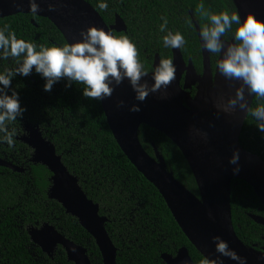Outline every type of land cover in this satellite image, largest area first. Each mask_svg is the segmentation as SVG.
Here are the masks:
<instances>
[{"label": "trees", "instance_id": "trees-1", "mask_svg": "<svg viewBox=\"0 0 264 264\" xmlns=\"http://www.w3.org/2000/svg\"><path fill=\"white\" fill-rule=\"evenodd\" d=\"M109 26L119 16L126 31L115 36H128L138 49V59L148 73L152 72L156 55L160 60H173L172 48L163 46L166 32L159 31L162 17L168 30L180 32L187 41L181 49L186 62L192 60L196 71L203 72V54L198 34L209 23L198 5L219 13L238 9L233 0H107L109 7L101 10L99 0H86ZM239 13V12H238ZM35 22V24L33 23ZM10 26L18 39L45 47L68 44L64 35L47 18L17 14L0 19V27ZM198 25V28H197ZM237 26L233 25V31ZM224 39L234 41L232 33ZM220 54L210 53L215 71ZM15 67L14 61H0V71ZM65 79L51 92L43 90L44 79L35 71L27 77L17 75L11 87L17 91L23 119L9 125L15 128L14 146L0 144V159L25 169L14 172L0 167V264H74L59 246L53 257L35 245L29 235L31 228L45 224L88 250L92 264H103L95 239L79 221L66 213L57 201L49 198L52 174L42 164H33V150L20 140L25 125L40 129L56 147L63 164L74 174L88 198L100 206V215L108 219L106 230L117 248V264H166L163 254L176 256L187 248L194 264L206 260L183 233L159 191L135 168L119 147L108 124L101 101L85 98L83 85L65 87ZM10 94V93H9ZM264 103L254 98L252 109ZM139 139L145 151L155 156L158 149L168 171L190 192L200 197L192 170L180 149L165 134L142 125ZM241 146L264 161V138L250 112L240 135ZM233 225L238 238L248 247L264 254V226L251 215L264 217V206L254 189L245 181L234 179L231 190ZM210 264V263H209Z\"/></svg>", "mask_w": 264, "mask_h": 264}, {"label": "water", "instance_id": "water-1", "mask_svg": "<svg viewBox=\"0 0 264 264\" xmlns=\"http://www.w3.org/2000/svg\"><path fill=\"white\" fill-rule=\"evenodd\" d=\"M233 1L242 20L248 14H255L264 20V0ZM37 2L41 11L36 16L54 23L68 44L82 39L80 31L91 26L112 30L113 34L126 31V25L119 16L116 17L115 25L109 27L86 0ZM49 3L54 5V11L48 10ZM18 4H22V7H17ZM17 14L32 15L28 12L27 0H0V19ZM199 32L198 28V34ZM172 51L177 72L176 79L167 88V99H161V93L157 92L150 94L143 102L136 101L135 93L125 79L115 87L111 97L101 101L111 131L125 156L159 191L183 233L210 264H214L220 255L215 250L213 237L227 241L238 255L247 257V264H264L258 258L264 257V254L248 248L238 238L231 207L234 179L249 184L264 206V161L240 144V135L249 113L237 109L229 115L219 112L216 107L221 99L226 101L229 96L234 95L235 88L239 85L225 80L217 66L213 70L207 50L202 48V74L196 71L192 60L185 61L181 49ZM159 61L160 57L156 55L154 68ZM151 75L152 72L148 73L142 78V82L147 81L150 85L153 82ZM194 85H197V94L192 98L186 90ZM245 94L251 108L255 96H250L247 92ZM121 100L124 101V106L118 107ZM133 104H139L141 110L130 112L128 109ZM142 125L165 134L180 149L195 177L200 197L190 192L168 171L166 160L156 147L154 157L145 151L139 139ZM20 140L33 150L31 162L42 164L52 174L49 198L61 204L66 213L75 217L95 239L103 264H117V248L106 230L108 219L100 215V206L88 198L78 178L63 164L54 144L43 136L38 127L30 124L25 125V134ZM233 149H238L240 154L239 171L235 174L233 169L237 165L228 162ZM0 167L20 173L25 171L3 159H0ZM251 217L264 226V217ZM29 235L33 243L50 257L61 246L68 260L74 264H92L86 248L66 238L49 224L31 228ZM162 258L166 264H194L187 248H181L176 256L163 254ZM220 258L224 264H237L227 257Z\"/></svg>", "mask_w": 264, "mask_h": 264}, {"label": "clouds", "instance_id": "clouds-1", "mask_svg": "<svg viewBox=\"0 0 264 264\" xmlns=\"http://www.w3.org/2000/svg\"><path fill=\"white\" fill-rule=\"evenodd\" d=\"M17 7H22L18 4ZM28 12L33 16L41 11L37 0H27ZM97 7L107 10V0H99ZM202 16L209 21L199 32L201 46L208 53L220 54L217 70L230 82H236L234 95L226 101L221 99L216 107L219 112L232 114L237 109L250 112L256 122V127L264 138V103L250 108L246 92L264 100V20L255 14H248L242 20L236 11L223 10L213 13L205 9L204 3L198 5ZM49 11H54V5L49 3ZM163 23L159 31L166 32L163 36L165 48L182 49L187 41L180 32L168 30V20L162 17ZM237 27L233 31V25ZM232 33L235 43L224 39L226 33ZM79 41L65 44L62 47L38 46L30 41L18 39L10 26L0 27V61L11 59L15 67L0 71V144L14 146L15 128L10 124L23 119L26 107L22 106L19 94L11 87L12 80L17 75L29 76L35 71L45 81L43 90L51 92L53 86L62 78L67 82L65 87L74 83L83 85L82 95L95 99L97 102L111 97L116 86L127 79L135 93V100L145 101L150 95L161 93V99H167V88L176 79L177 65L170 58L161 59L152 71V83L142 82L148 75L145 66L138 59L136 44L128 36H115L112 30L96 26L82 29ZM10 93V94H9ZM118 107L124 106V101L118 102ZM130 112H139V104H133ZM206 136V134H205ZM239 150L233 149L229 164L237 165L233 173H238ZM211 218V213H209ZM215 250L220 255L214 264H224L220 257H227L237 264H247V257L238 255L220 237H213ZM201 264H209L203 260Z\"/></svg>", "mask_w": 264, "mask_h": 264}, {"label": "flooded vegetation", "instance_id": "flooded-vegetation-1", "mask_svg": "<svg viewBox=\"0 0 264 264\" xmlns=\"http://www.w3.org/2000/svg\"><path fill=\"white\" fill-rule=\"evenodd\" d=\"M199 74H200V73H199ZM201 74H202V73H201ZM181 85H182V86L184 85V79L182 80ZM186 92L189 93V94L191 95L192 98H194V97L196 96V94H197V85L192 86V88L186 90ZM183 98H184V96H183ZM24 172H25V171H24Z\"/></svg>", "mask_w": 264, "mask_h": 264}, {"label": "bare ground", "instance_id": "bare-ground-1", "mask_svg": "<svg viewBox=\"0 0 264 264\" xmlns=\"http://www.w3.org/2000/svg\"><path fill=\"white\" fill-rule=\"evenodd\" d=\"M259 260H261L262 262H264V257L263 256H258Z\"/></svg>", "mask_w": 264, "mask_h": 264}]
</instances>
